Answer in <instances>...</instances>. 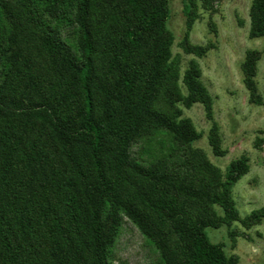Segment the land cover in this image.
I'll return each instance as SVG.
<instances>
[{
  "label": "trees",
  "instance_id": "1",
  "mask_svg": "<svg viewBox=\"0 0 264 264\" xmlns=\"http://www.w3.org/2000/svg\"><path fill=\"white\" fill-rule=\"evenodd\" d=\"M219 2L184 0L186 54L211 50L190 35ZM170 13V0H0V264H113L125 218L160 264H238L205 230L258 225L264 207L242 219L233 198L249 158L223 172L194 146L180 105L204 107L212 152L226 155L200 65L182 77L173 57ZM249 37H264V0ZM261 58L242 63L257 105Z\"/></svg>",
  "mask_w": 264,
  "mask_h": 264
},
{
  "label": "rangeland",
  "instance_id": "2",
  "mask_svg": "<svg viewBox=\"0 0 264 264\" xmlns=\"http://www.w3.org/2000/svg\"><path fill=\"white\" fill-rule=\"evenodd\" d=\"M253 0H220L213 10H199V19L190 35L196 46H211L204 57L186 54L181 44L186 33L183 14L184 0H170L168 29L175 37L173 57L179 62L181 76L191 61L202 70L201 81L214 102V118L220 127L224 157L212 152L208 134L211 123L204 107L195 104L190 109L180 105L184 116L191 119L202 134L194 146L206 152L213 164L223 172L233 161L246 156L250 172L233 187V198L242 219L264 207V37L250 39V9ZM249 50L262 52L256 81L262 97L260 105L251 104L243 83L242 63ZM180 88L187 94L182 80ZM161 141L157 148L161 147ZM166 142V141H164ZM167 143V142H166ZM257 144V146H256ZM134 149L137 158H148L146 144ZM212 243L221 244L229 256L238 257V264H264V221L250 228L236 222L219 229L207 228ZM113 264H160L157 250L127 218L120 230L112 254Z\"/></svg>",
  "mask_w": 264,
  "mask_h": 264
}]
</instances>
